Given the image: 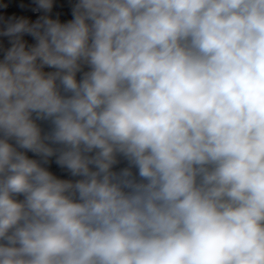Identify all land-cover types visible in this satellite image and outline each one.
Listing matches in <instances>:
<instances>
[{
  "label": "clouds",
  "instance_id": "1",
  "mask_svg": "<svg viewBox=\"0 0 264 264\" xmlns=\"http://www.w3.org/2000/svg\"><path fill=\"white\" fill-rule=\"evenodd\" d=\"M16 8L0 264H264V0Z\"/></svg>",
  "mask_w": 264,
  "mask_h": 264
},
{
  "label": "built area",
  "instance_id": "2",
  "mask_svg": "<svg viewBox=\"0 0 264 264\" xmlns=\"http://www.w3.org/2000/svg\"><path fill=\"white\" fill-rule=\"evenodd\" d=\"M8 2L10 4V9H9L10 11H18L16 5L20 2H26V0H8Z\"/></svg>",
  "mask_w": 264,
  "mask_h": 264
}]
</instances>
